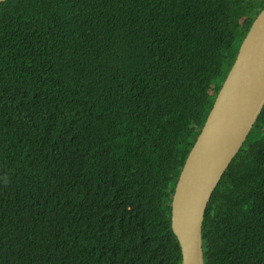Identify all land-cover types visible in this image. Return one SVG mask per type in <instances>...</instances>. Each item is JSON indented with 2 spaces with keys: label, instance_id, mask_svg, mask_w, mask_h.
I'll use <instances>...</instances> for the list:
<instances>
[{
  "label": "trees",
  "instance_id": "1",
  "mask_svg": "<svg viewBox=\"0 0 264 264\" xmlns=\"http://www.w3.org/2000/svg\"><path fill=\"white\" fill-rule=\"evenodd\" d=\"M259 0L0 3V264H181L179 173ZM204 264H264V107L213 191Z\"/></svg>",
  "mask_w": 264,
  "mask_h": 264
},
{
  "label": "water",
  "instance_id": "2",
  "mask_svg": "<svg viewBox=\"0 0 264 264\" xmlns=\"http://www.w3.org/2000/svg\"><path fill=\"white\" fill-rule=\"evenodd\" d=\"M263 107L264 9L243 39L174 188L170 222L181 264H204L202 222L207 204Z\"/></svg>",
  "mask_w": 264,
  "mask_h": 264
},
{
  "label": "clouds",
  "instance_id": "3",
  "mask_svg": "<svg viewBox=\"0 0 264 264\" xmlns=\"http://www.w3.org/2000/svg\"><path fill=\"white\" fill-rule=\"evenodd\" d=\"M229 73V72H228ZM224 82V81H223ZM219 92V91H218ZM218 94V93H217ZM217 96V95H216ZM216 98V97H215ZM214 101H215V99H214ZM214 103V102H213ZM213 106V105H212ZM206 121V120H205ZM204 126V125H203ZM198 137V136H197ZM196 141V140H195ZM195 143V142H194ZM245 143V142H244ZM194 145V144H193ZM243 146V145H242ZM242 148V147H241ZM240 148V149H241ZM240 151V150H239ZM239 153V152H238ZM237 153V154H238ZM235 158V157H234ZM185 163V162H184ZM184 165V164H183ZM230 165V164H229ZM222 178V177H221ZM221 180V179H220ZM220 182V181H219ZM176 185V184H175ZM172 201V200H171ZM210 201V200H209ZM209 203V202H208ZM208 205V204H207ZM207 208V207H206ZM206 211V210H205ZM205 214V213H204ZM203 223V222H202ZM203 250V249H202Z\"/></svg>",
  "mask_w": 264,
  "mask_h": 264
},
{
  "label": "rangeland",
  "instance_id": "4",
  "mask_svg": "<svg viewBox=\"0 0 264 264\" xmlns=\"http://www.w3.org/2000/svg\"><path fill=\"white\" fill-rule=\"evenodd\" d=\"M222 86V85H221Z\"/></svg>",
  "mask_w": 264,
  "mask_h": 264
}]
</instances>
